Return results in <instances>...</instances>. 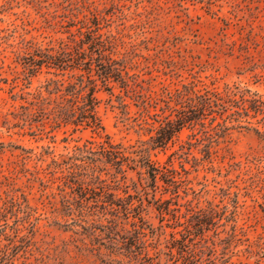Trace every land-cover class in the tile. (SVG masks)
Instances as JSON below:
<instances>
[{
	"label": "rangeland",
	"instance_id": "1",
	"mask_svg": "<svg viewBox=\"0 0 264 264\" xmlns=\"http://www.w3.org/2000/svg\"><path fill=\"white\" fill-rule=\"evenodd\" d=\"M95 31L130 87L98 83L97 132L54 120L78 71L40 62ZM199 95L213 112L151 149ZM252 99L264 0H0V264H264V119L235 112ZM106 141L175 183L87 159ZM96 164L120 206L72 183Z\"/></svg>",
	"mask_w": 264,
	"mask_h": 264
},
{
	"label": "trees",
	"instance_id": "2",
	"mask_svg": "<svg viewBox=\"0 0 264 264\" xmlns=\"http://www.w3.org/2000/svg\"><path fill=\"white\" fill-rule=\"evenodd\" d=\"M87 36H89V44L82 40L79 43L77 42L72 50L63 51L58 55H44L40 62H45L48 64L47 66L57 69L69 68L78 71V73H72L70 75L74 80L68 86L69 93L67 94H69V98L67 101L70 104L59 105L54 115V120L58 123L73 124L74 126L83 125L97 132L99 129H102L97 114L99 99L95 95L98 83L107 89L109 88V81L118 82L126 91H128L130 87L127 78L124 76L126 73L123 72V68H120L118 62L105 53L111 50L112 46L101 40L100 35L96 34V31ZM84 44H88V46L85 48ZM32 64L38 66L36 61H33ZM62 84L63 83H61V85ZM197 99L198 102L196 104L190 105L187 110L180 111L176 119H166L157 135L151 140V149L163 147L173 136H176L180 129L186 124L192 122H194V124H202L203 122L201 120H203L206 115L213 112V106L218 104V102L211 100L206 95H199ZM240 106H242L240 107L241 112L235 111L236 113L243 112L246 115L248 109H250L254 113L263 114L264 119V101L252 99L247 107H243V105ZM77 149L89 155H94L96 152L88 148L81 149L78 147ZM147 151V148L136 150L134 152L136 157H133L125 155L120 147L106 141V146L102 145L100 150L94 155L95 157H88L87 159H90L91 162L103 160L114 168L115 173H121L122 175L125 171L123 165L133 170L139 167L143 170L141 174H146L150 179V186L152 187H155L157 178L162 179L166 183H175V180H173L174 177L170 174L166 175V172L159 168L156 162L151 160L150 154L146 153ZM91 168L92 170L90 173L71 172L74 174V176H72V183L83 193V195H81L82 198L85 200L87 198L86 195L90 193L89 191H92L97 195L94 202L100 201L109 206H120V202L124 199L121 200L113 191H110V189H117V187H112L110 184H107L106 180L102 179L100 173H98L105 169H99L100 167L97 164L91 166ZM95 184L97 186H94ZM120 209L128 208H123L121 206ZM137 240L138 243H143L141 237H138Z\"/></svg>",
	"mask_w": 264,
	"mask_h": 264
}]
</instances>
